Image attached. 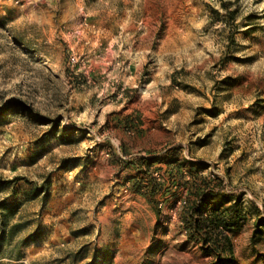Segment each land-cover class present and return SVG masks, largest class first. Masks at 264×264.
<instances>
[{
    "label": "rangeland",
    "instance_id": "obj_1",
    "mask_svg": "<svg viewBox=\"0 0 264 264\" xmlns=\"http://www.w3.org/2000/svg\"><path fill=\"white\" fill-rule=\"evenodd\" d=\"M205 182L246 216L222 257L264 264V0H0L1 263L216 264Z\"/></svg>",
    "mask_w": 264,
    "mask_h": 264
},
{
    "label": "trees",
    "instance_id": "obj_2",
    "mask_svg": "<svg viewBox=\"0 0 264 264\" xmlns=\"http://www.w3.org/2000/svg\"><path fill=\"white\" fill-rule=\"evenodd\" d=\"M232 3H227L220 1L219 7L225 12V21L234 23L237 15L236 10H230ZM212 16H214L216 21L221 20L223 15L219 10L209 7ZM231 42L234 41L233 35H230ZM17 180H15L16 182ZM14 182V181H13ZM203 192L197 194V203H192L189 209L190 220L186 225V233L189 234L190 238L194 235H200L202 237V243L205 246V250L210 253H215L217 255L216 264H233L232 256L229 258L222 257L221 252L226 249L231 255L230 240L228 237V232L236 230L240 225L246 222V216L239 209L238 203L232 204L225 208H211L207 212L202 210L204 205L212 204L208 201L204 191H210L211 195L224 193V188L220 183L205 182L203 184ZM40 193V190L37 192ZM21 205V203H15L11 206V210H8L7 202L0 203V260L6 258L12 260L14 257V250H11L14 236L19 228V222L11 223V219L16 215V209ZM22 243H28L24 241ZM3 246H7L10 250L3 253ZM13 249V248H12ZM17 260L21 258L18 255ZM0 264H10L1 263Z\"/></svg>",
    "mask_w": 264,
    "mask_h": 264
}]
</instances>
